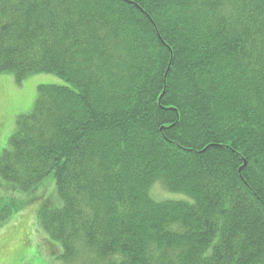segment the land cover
<instances>
[{"label":"trees","instance_id":"obj_1","mask_svg":"<svg viewBox=\"0 0 264 264\" xmlns=\"http://www.w3.org/2000/svg\"><path fill=\"white\" fill-rule=\"evenodd\" d=\"M2 72L68 82L0 153L53 264H264V0H0Z\"/></svg>","mask_w":264,"mask_h":264},{"label":"rangeland","instance_id":"obj_2","mask_svg":"<svg viewBox=\"0 0 264 264\" xmlns=\"http://www.w3.org/2000/svg\"><path fill=\"white\" fill-rule=\"evenodd\" d=\"M66 84L65 79L51 72L34 73L21 81L14 72L0 73V153L9 145L17 117L31 113L39 86ZM40 187L38 191L0 187V264H53L54 256L49 253L57 249L46 241L48 237L39 220L42 199L49 196L53 206L58 205L53 174ZM155 190L159 197L169 194L161 188ZM35 194L42 197L32 201Z\"/></svg>","mask_w":264,"mask_h":264}]
</instances>
